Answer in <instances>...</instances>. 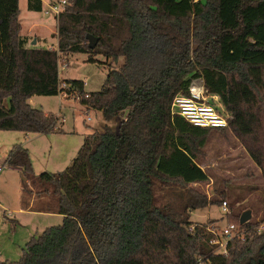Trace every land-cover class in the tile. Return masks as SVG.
<instances>
[{
  "label": "trees",
  "instance_id": "16d2710c",
  "mask_svg": "<svg viewBox=\"0 0 264 264\" xmlns=\"http://www.w3.org/2000/svg\"><path fill=\"white\" fill-rule=\"evenodd\" d=\"M27 9L43 3L27 0ZM19 13V0H0V130L62 131L59 116L28 100L74 91L105 122L122 118L117 130L105 123L86 135L61 171L36 175L27 148L9 151L21 189L53 196L62 221L0 264H264V0H70L55 49L28 46ZM87 35L98 38L94 48ZM73 53L122 62L87 93L82 80L59 77L60 56ZM198 79L263 178V230L228 240L226 254L214 252L208 224L190 220L213 203L189 186L209 180L197 161L213 129L192 125L172 102Z\"/></svg>",
  "mask_w": 264,
  "mask_h": 264
},
{
  "label": "rangeland",
  "instance_id": "374dc122",
  "mask_svg": "<svg viewBox=\"0 0 264 264\" xmlns=\"http://www.w3.org/2000/svg\"><path fill=\"white\" fill-rule=\"evenodd\" d=\"M49 1L44 0V7ZM19 9L21 32L25 33L32 23H37L39 26L33 30L38 37L37 46H54L55 22L52 16L35 11L32 14L27 9V0H19ZM28 14L32 15L28 16ZM96 58L102 64L88 62V55L84 53L70 54L67 59L60 56L59 77L82 80L85 83L84 92L98 91L103 84L108 66H119L122 58H119L118 63H112L102 56ZM64 60L67 61L66 64L63 63ZM192 86L200 87L202 81L194 80ZM28 103L45 113L59 116L61 118L59 127L62 131L36 134L0 130V260L2 261H18L31 236L62 221V216L55 213L56 200L53 196L35 194L36 188L31 184L29 185L32 189L31 193L21 189V173L5 163L9 151L15 145L27 148L33 173L36 175L43 171H61L76 155L86 135L93 130H100L105 123L117 130L122 118L120 115L110 122H105L99 110L86 109L79 99L71 95L67 97L66 94L34 95ZM211 103L216 104L214 101ZM202 152L197 164L208 175L209 180L192 183L189 186L207 196L213 203L193 210L190 213V220L198 224H208L207 226L215 232L218 241L222 243L231 239L242 242L247 235L254 232L259 235L263 230L261 221L263 178L243 143L229 128L213 129ZM223 192L226 194L225 198L220 195ZM225 201L226 212L221 207L222 202ZM247 210L250 211L251 217L241 226L239 218ZM230 223L235 224L236 229L229 236L222 235V229Z\"/></svg>",
  "mask_w": 264,
  "mask_h": 264
},
{
  "label": "built area",
  "instance_id": "2783aa9c",
  "mask_svg": "<svg viewBox=\"0 0 264 264\" xmlns=\"http://www.w3.org/2000/svg\"><path fill=\"white\" fill-rule=\"evenodd\" d=\"M70 0H50L47 5L43 8L42 12L46 15H50L53 18H57L59 13H61L65 6L68 5ZM61 87L64 89H70L71 85L66 83H61ZM66 94V93H62ZM71 96L79 99V96L74 91ZM88 95L85 94V97ZM214 101L216 104H212ZM172 106L177 114L182 116L185 120L194 126L201 128H212V129H226L228 128V118L231 117L219 103L217 96L209 95L206 93L203 86L189 87V94H178L174 97ZM221 109H220V108ZM90 118L88 117V120ZM222 210L227 211L226 202H222ZM236 225L233 223L228 224L222 229V235L229 236L233 230L236 229ZM212 233L210 239V244L214 245V252L226 254L227 242H219L215 236V232L208 228ZM200 263V262H199Z\"/></svg>",
  "mask_w": 264,
  "mask_h": 264
},
{
  "label": "crops",
  "instance_id": "0c3cea01",
  "mask_svg": "<svg viewBox=\"0 0 264 264\" xmlns=\"http://www.w3.org/2000/svg\"><path fill=\"white\" fill-rule=\"evenodd\" d=\"M42 1V3H43V8H44V5H45V3H44V0H41ZM20 10V9H19ZM42 12V11H41ZM31 13L33 14L34 13V11H31ZM43 13V12H42ZM32 14H28V16H31ZM19 16H20V13H19ZM27 16V17H28ZM53 18V17H52ZM54 19V22H55V30H54V34H53V36L54 37H56V41H55V45L54 46H46V45H43L42 47L41 46H37V43H38V37H37V34L36 33H34L33 32V30H34V28L35 27H38L39 25L37 24V23H32L29 27H28V29H27V31L25 32V33H22L21 31H22V24H21V21L19 20V22H20V26H21V29H20V33H21V35H25V36H27L28 38H29V42H28V46H35V47H40V48H44V49H46V48H52V49H55L56 48V45H57V20L55 19V18H53ZM30 20H32V18L30 19ZM36 32V31H35ZM34 36V37H33ZM43 40H45L44 38H42ZM33 40H35V43H32L33 42ZM85 84V83H84Z\"/></svg>",
  "mask_w": 264,
  "mask_h": 264
},
{
  "label": "water",
  "instance_id": "95a60500",
  "mask_svg": "<svg viewBox=\"0 0 264 264\" xmlns=\"http://www.w3.org/2000/svg\"><path fill=\"white\" fill-rule=\"evenodd\" d=\"M86 39H87V42H88V46L89 48H94L95 45L97 44L98 42V38L97 37H94L92 35H87L86 36ZM32 43H35V40H33ZM251 217V213L249 210L243 212L239 218V224L242 225L244 224L245 222H247Z\"/></svg>",
  "mask_w": 264,
  "mask_h": 264
}]
</instances>
